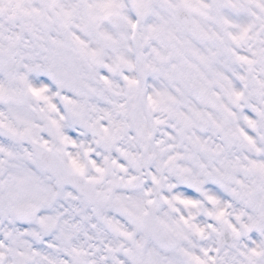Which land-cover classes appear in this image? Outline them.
Instances as JSON below:
<instances>
[{"label": "clouds", "instance_id": "1", "mask_svg": "<svg viewBox=\"0 0 264 264\" xmlns=\"http://www.w3.org/2000/svg\"><path fill=\"white\" fill-rule=\"evenodd\" d=\"M3 2L6 9L10 7L7 0ZM61 2L79 5L70 31L85 42L87 50L99 52V63L84 54L51 11L47 27L39 18L12 19L10 11L0 14L4 35L21 33L11 57L19 62L15 74L25 75L33 87L46 86L43 95L49 98L45 101L33 96L26 83L10 79L5 75L7 69L0 68V81L14 95L13 99L0 100V114L5 122L16 123V116L27 119L38 141H7L14 156L0 153V159L6 161L0 167L3 264H13L14 259L26 260V264H114L113 256L122 264H132L133 257L143 259L149 252L159 264H186L184 252L202 255V248L219 249L210 254L226 262L233 256L239 259L240 244L251 245L252 239L259 242L262 237L253 232L251 237L237 240L223 220L206 213L223 209L225 218L238 226L237 216L247 222L249 215L258 214L233 191L256 189L254 198L264 197L259 191L264 177L258 174L238 169L225 186L213 182L217 170L224 171L221 161L225 159L239 160L240 164L247 163L245 157L264 159L236 132L237 128L248 129L245 115L259 121L257 113L264 112V56H253L264 50V10L258 7L264 6V0H231L239 11L223 8L219 15L215 8L206 9V15L189 10L184 7L185 0H114L121 6L119 14L99 21L88 31L81 27L82 18H87L85 6L103 0ZM190 2L194 6L212 5L215 0ZM30 4L40 8L41 0H30ZM132 23L137 25L135 29ZM24 24H31L33 31H21ZM243 27H249L247 37L232 40ZM196 29L208 38L194 36ZM102 33L112 36L115 43L105 40ZM53 40L60 43L53 44ZM185 41L198 55L192 54ZM0 43L6 46L8 42ZM201 56L209 62H202ZM237 56L256 62L245 64ZM118 57L128 60L131 67L120 64L118 70L110 71L119 63ZM125 76L138 84L128 85ZM240 76L245 79L240 80ZM220 77L231 83V89L220 86ZM231 91L241 92L242 98L235 100ZM49 103L57 106L56 111ZM109 118L129 125L110 145L100 131L104 126L111 131ZM52 120L57 122L59 133L73 143L61 142ZM157 120L161 123H155ZM186 120L191 121L190 126ZM137 127L151 136L145 139L138 135ZM226 133L235 134L229 136L230 145ZM195 138L206 143L208 150L195 143ZM40 140H47L48 145L42 146ZM123 153L135 156L136 164ZM70 158L84 165L83 173L74 170ZM113 160L125 170L113 165ZM89 161L103 168V174ZM133 176L136 179L130 185L128 180ZM196 182H201L202 191L196 190ZM202 193L216 196L218 203L211 204ZM177 196L194 199L198 205L186 206L174 199ZM42 217L53 218L55 226L44 229L39 223ZM181 217L191 218L189 224ZM106 218L132 233L131 238L121 236ZM209 224L216 231L209 229ZM191 225L204 227V236L196 234ZM32 232L40 234V239ZM178 233L182 235L178 237ZM109 247L119 251L109 253Z\"/></svg>", "mask_w": 264, "mask_h": 264}, {"label": "snow or ice", "instance_id": "2", "mask_svg": "<svg viewBox=\"0 0 264 264\" xmlns=\"http://www.w3.org/2000/svg\"><path fill=\"white\" fill-rule=\"evenodd\" d=\"M9 8L4 7L3 0H0V14H2L5 11H10L11 18L12 19H30V18H39L40 22L47 27V23L52 20V17H48L47 13L48 11H51L53 13V17L55 18V21L59 23L60 27L67 31V34L71 36L72 40L79 45L80 49L84 52L86 56L92 57L95 62L99 63V52L95 50H87V46L85 42L80 39L79 36L75 35L70 31L71 26L73 25L76 13L79 5L77 4H65L62 3L61 0H41V7L37 8L30 4V0H7ZM88 9L87 12V18H82V30L88 31L90 28L95 27L99 21L106 19L113 15H118V9L121 7L120 5L116 4L114 0H103L102 3L98 4H90L85 6ZM184 7L188 8L189 10L198 11L201 15H206L205 10L209 8H215L216 13L219 15L221 12V9L223 8H231L234 10L239 11V8L236 4H233L231 0H215V3L212 5H209L207 3H198L195 6L190 2V0H185ZM258 7H262V10H264V6L258 5ZM225 23H228V20H225ZM131 27L135 29L137 25L135 23L131 24ZM250 27V26H249ZM249 27H243L241 29V32L238 36H232V40L234 41H240L247 37V33L249 31ZM28 30L33 31L31 24H24L22 26V30ZM150 32L153 31V29H149ZM101 35L104 36V39L107 41H113L112 36L108 35L107 33H102ZM194 36H199L202 38H208L207 34L200 31L199 29H196L193 31ZM159 38V37H158ZM169 39H171V36H168ZM21 39V33H11L9 35H4L3 28H0V41L7 40V45L5 46L3 43H0V58L7 56V60L0 59V68L7 69L5 71V75L9 76L10 79H16L18 78L21 82L26 83L28 91L36 97H39L41 99H44L45 101H48V97L44 96L43 93L47 91L46 86L41 87H33L31 84H27L26 76L23 74L16 75L15 74V68L19 67V62L11 59V57L14 56V50L17 48L19 41ZM53 44H59V41H52ZM185 46L192 51L193 55H198L197 51L191 47V45L185 41ZM152 51L156 53L158 56L160 53L157 51V49L153 48ZM261 55L264 56V50H261L260 53H253V56ZM162 60L166 59V57H160ZM202 62L208 63V59L205 57H199ZM119 63L115 64L110 68V71H116L119 68L120 64H126L131 67L129 64V61L124 59L123 57L117 58ZM237 60L245 63V64H253L256 61L250 59L246 56H237ZM37 68H39V65H36ZM151 67V66H147ZM25 68H28L29 71L32 69L25 65ZM153 71L156 69L153 68ZM49 75H53L51 73V70L49 69ZM54 78V77H53ZM102 80H104L105 84H109V81L106 77H101ZM127 84L130 86H135L138 84V81L135 79H129L127 76L124 77ZM240 80H244L245 77L240 76ZM220 81H223V83H220V86L225 89H231V83L226 80L224 77H220ZM220 81H217L218 83ZM157 95H160L159 93ZM231 95L235 98V100L239 101L242 98V93L238 91H231ZM14 95L11 93L10 88L6 86L5 82L0 81V100L5 99H13ZM67 103H71V101H68L67 98H64ZM149 103L152 104L155 107L156 102L153 100L151 96L148 97ZM48 107L52 111H56V105L54 103H49ZM123 107V106H121ZM225 111L228 112V109L225 108ZM260 117V120L257 121L248 115L244 116V120L248 125V129L243 128H237L236 132L239 133V136L243 138V141L247 143L250 150L255 152L257 156H264V112H258L257 113ZM198 117L201 115L200 113L196 114ZM228 115H233L231 112H228ZM16 123L13 122H5V119L3 118V114H0V153H2L4 156L12 157L14 156V150L12 148L11 144H8L7 141H11L12 144H19L25 140H29L32 144H36L38 141L35 138L33 132H32V125L28 122L27 119H23L20 116H16ZM51 123L57 127V134L59 135V138L62 143H73L71 140L68 139L67 136L61 135L59 133V126L57 125V122L55 120H52ZM155 123L159 124L161 121L157 120ZM109 124L111 125V131L108 126H104L100 128V131L103 132L105 135L102 139H104L109 145L114 142V140L117 138L118 134L124 132L129 125L122 124V123H116L109 118ZM18 125H23V127H19ZM191 121L186 120V126H190ZM203 126V125H201ZM219 127V125H217ZM137 133L140 136H143L145 139L149 138L151 136V133H147L145 135L144 130L140 127H137ZM230 135L233 134H225V140L227 144H231V139L229 138ZM39 143L42 146H47L48 141L47 140H40ZM195 143L199 144L203 149H207V144L202 143L199 138H195ZM218 151H223L222 148L217 146ZM25 152L27 150L25 149ZM125 157L129 158L130 162H132L134 165L136 164V157L131 156L129 153H123ZM245 160L247 161L246 164H240L239 160H228L225 159L221 161L222 168L224 171L217 170V177L214 179V183L220 184L222 187L225 186V182L227 180L232 179V174L235 173L238 169L243 170L246 174H258L261 177H264V159H251L248 157H245ZM69 163L72 165L75 171L83 173L84 172V165L80 164L76 159L70 158ZM90 164H92L93 168L96 172L103 174L104 169L101 167H98L94 161H89ZM105 163H107V158L105 159ZM113 165L121 168V170H125L123 165L119 164L117 161L113 160L111 162ZM6 164V161L3 159H0V167L4 166ZM136 179V177H130L128 180V184H132L133 181ZM153 181H156V178L153 177ZM201 182H196L195 187L198 192L202 191L200 188ZM237 183H240L237 181ZM242 187H244L242 185ZM256 189H249L241 193H237L233 191V195H236L244 200V203L249 205L254 213H257L258 215H249L247 222H242L241 217L237 216L236 219L239 221V225L233 224L229 220H227L226 213L223 209H220L219 211L213 213V212H207L206 214L210 217H214L216 220H223V223L227 225L228 229H230L232 235L239 240L240 237H251L253 235V232L258 233L262 239L257 242L255 239H252L251 245L249 244H240L238 247V255L239 259H237L235 256H233L229 261H225L223 257H218L211 255L210 253L212 251L219 252V249H208V248H202L200 251L202 255H197L192 252H184V255L187 257L186 264H264V197L260 199H255V192ZM259 191L264 192V185H261ZM205 198L213 205H216L218 203V200L216 196L210 195L208 193H202ZM55 195V194H53ZM174 199H177L180 201V203L184 205H191L193 207L198 205V201L194 199H180V197H174ZM120 198L117 197V201H119ZM149 203H152V201H149ZM36 211V209H33V213ZM124 211H127V209H124ZM131 215V213H129ZM243 215V213L241 214ZM191 218H184L181 217V221L185 224H189V220ZM47 221H51L48 223ZM106 222L121 236L131 238L132 233L123 231L121 227L114 223L112 220L106 218ZM39 223L42 225L44 229H50L55 226V220L50 217H42L39 221ZM191 227L195 230L196 234L200 236H204L205 234V228L200 227L198 225H191ZM212 231H216L213 225L209 224L207 226ZM33 236H35L37 239H40V234L36 232L31 233ZM7 235H11L8 233ZM182 234L178 233L177 236L180 237ZM67 238V237H65ZM4 245L0 243V248H2ZM137 247H142L141 244H137ZM233 247H236V245H233ZM9 251H13L12 248H9ZM107 251L109 253H112L114 251H119V249H113L111 247L107 248ZM126 254L131 255L130 250H125ZM23 255V254H21ZM3 254L0 253V264H3ZM101 259H104L103 257ZM114 264H122V262L115 258V256L112 257ZM13 264H26V260H13ZM49 264H53L52 261H49ZM132 264H159V262L154 259L153 253L149 252L148 256L143 259L135 258L132 259Z\"/></svg>", "mask_w": 264, "mask_h": 264}]
</instances>
